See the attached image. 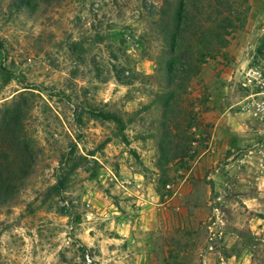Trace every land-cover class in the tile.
Listing matches in <instances>:
<instances>
[{
    "label": "rangeland",
    "instance_id": "obj_1",
    "mask_svg": "<svg viewBox=\"0 0 264 264\" xmlns=\"http://www.w3.org/2000/svg\"><path fill=\"white\" fill-rule=\"evenodd\" d=\"M181 1L0 0V264H264V0L193 75Z\"/></svg>",
    "mask_w": 264,
    "mask_h": 264
},
{
    "label": "trees",
    "instance_id": "obj_2",
    "mask_svg": "<svg viewBox=\"0 0 264 264\" xmlns=\"http://www.w3.org/2000/svg\"><path fill=\"white\" fill-rule=\"evenodd\" d=\"M20 1L25 2V0ZM210 1L208 0V2ZM212 2L208 4L210 8L207 24L202 22L198 16L195 17L190 13V10L185 6L186 1H181L179 7L172 6L173 10H169L167 13L169 17L172 16L173 21V25L169 27L167 32L168 49L171 56L169 62L170 72L193 75L198 71L197 63L199 60L195 59L196 57L215 56L219 49L226 45L225 37L235 27L233 20L235 12L229 6H224L225 3L228 4L227 0L221 2L222 10L217 8L218 5H212ZM198 13L199 11H196V14ZM196 33L199 34V37L196 38L195 43H192L190 35ZM198 45L200 46L198 47ZM15 122L12 113L9 111L0 117V139L3 141L7 139L9 142L7 146L0 143V192L5 189L6 185L1 178L5 173L1 166L8 160L10 147L25 149V146L20 144L17 139ZM20 161L22 162V159Z\"/></svg>",
    "mask_w": 264,
    "mask_h": 264
},
{
    "label": "crops",
    "instance_id": "obj_3",
    "mask_svg": "<svg viewBox=\"0 0 264 264\" xmlns=\"http://www.w3.org/2000/svg\"><path fill=\"white\" fill-rule=\"evenodd\" d=\"M238 124H240V123H238ZM242 128V130H244V127H241ZM240 132H238V134L237 135H242V134H239Z\"/></svg>",
    "mask_w": 264,
    "mask_h": 264
}]
</instances>
